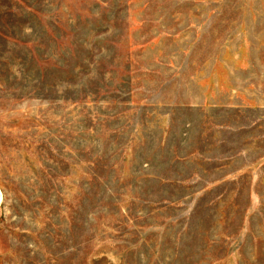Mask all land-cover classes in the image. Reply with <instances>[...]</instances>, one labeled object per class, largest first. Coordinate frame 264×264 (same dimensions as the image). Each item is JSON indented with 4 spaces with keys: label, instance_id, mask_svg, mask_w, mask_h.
I'll list each match as a JSON object with an SVG mask.
<instances>
[{
    "label": "rangeland",
    "instance_id": "374dc122",
    "mask_svg": "<svg viewBox=\"0 0 264 264\" xmlns=\"http://www.w3.org/2000/svg\"><path fill=\"white\" fill-rule=\"evenodd\" d=\"M0 264H264V0H0Z\"/></svg>",
    "mask_w": 264,
    "mask_h": 264
}]
</instances>
